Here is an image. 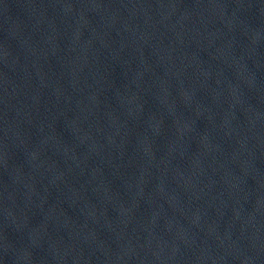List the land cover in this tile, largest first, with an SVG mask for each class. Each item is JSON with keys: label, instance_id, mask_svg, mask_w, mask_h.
<instances>
[{"label": "water", "instance_id": "95a60500", "mask_svg": "<svg viewBox=\"0 0 264 264\" xmlns=\"http://www.w3.org/2000/svg\"><path fill=\"white\" fill-rule=\"evenodd\" d=\"M0 264H264V0H0Z\"/></svg>", "mask_w": 264, "mask_h": 264}]
</instances>
